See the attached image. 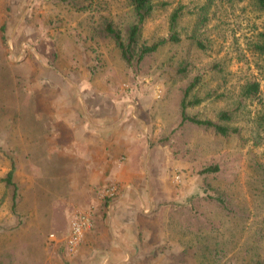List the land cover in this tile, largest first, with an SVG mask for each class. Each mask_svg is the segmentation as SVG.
I'll return each instance as SVG.
<instances>
[{"label": "rangeland", "instance_id": "obj_1", "mask_svg": "<svg viewBox=\"0 0 264 264\" xmlns=\"http://www.w3.org/2000/svg\"><path fill=\"white\" fill-rule=\"evenodd\" d=\"M153 5L158 9L143 24L138 45L172 33L179 41L126 65L103 30L109 23L125 42L134 22L126 0H0V264L36 262L50 246L49 235L60 225L65 230L66 223L35 215L49 204L57 217L59 202L37 172L54 167L53 153L42 158L37 145L39 136L66 137L61 119L76 99L111 104L127 99L148 106L145 118L168 156L167 183L190 189L172 204L171 215L202 233L205 260L198 264H264V56L252 49L264 31V15L249 0ZM176 8L181 14L169 32L168 16ZM194 76L201 81L192 92L202 104L187 113L214 122L225 111L230 120L219 125L236 134L220 137L178 125L181 91ZM251 82L258 85L256 94L240 96ZM164 162L162 155L150 157L151 182L158 181ZM209 165L218 171L202 175ZM12 166L14 206L2 182ZM195 187L199 201L189 200ZM214 190L223 204L204 197ZM189 250L201 259L195 245Z\"/></svg>", "mask_w": 264, "mask_h": 264}, {"label": "crops", "instance_id": "obj_2", "mask_svg": "<svg viewBox=\"0 0 264 264\" xmlns=\"http://www.w3.org/2000/svg\"><path fill=\"white\" fill-rule=\"evenodd\" d=\"M101 102H69L68 116L61 119L66 137H38L40 156H54V167L37 172L43 187L55 192L59 218L49 204L35 215L66 227L63 231L60 225L56 239L28 264H179L186 226L178 217L173 221L171 209L189 189L167 183L168 156L159 145L160 135L151 133L147 105L127 99ZM161 155L164 167L158 181L151 182L150 157ZM111 181L118 183L117 195L100 198L99 189ZM74 209H87L92 223L78 248L68 254L65 238Z\"/></svg>", "mask_w": 264, "mask_h": 264}, {"label": "trees", "instance_id": "obj_3", "mask_svg": "<svg viewBox=\"0 0 264 264\" xmlns=\"http://www.w3.org/2000/svg\"><path fill=\"white\" fill-rule=\"evenodd\" d=\"M129 4L130 11L133 15V25L129 29L128 33L125 37V42L123 43L119 34L114 32L111 25L109 23L104 24V32L114 39V45L116 46L118 50V55L120 56V59L128 65L132 61H135V64H140L144 57L154 54L159 48L164 47L167 43H177L179 41L176 34H170L167 39L165 38H159L158 40L154 41L151 44L148 45H138V40L140 38L141 28L143 24L149 20L152 17V14L158 7L153 5L154 1L157 0H126ZM257 10L263 13L264 15V0H249ZM160 4V3H159ZM165 2H161L159 6H165ZM181 14L180 8L174 9L168 16V31L172 32L174 25L176 24L177 19L179 18ZM4 27V26H3ZM0 28V32H4V28ZM197 45L199 46V43L197 42ZM252 49L253 51L257 52L259 55L264 56V31L259 32L256 35V39L252 43ZM89 59V57H88ZM200 78L198 76H194L191 78V80L186 84V86L181 91V98L179 100V124H187L191 125L193 127H196L201 132H207L212 135L217 136H226L228 134H236L237 131L235 128H227L224 125H219L221 122H228L230 120V117L228 113L225 111H221L217 115L216 121L212 122L209 120H198L196 115H190L187 113L188 108H194L198 107L202 104V101L198 99L192 91H194L197 87L200 85ZM258 89V85L255 82H251L245 85V87L242 89L240 96L243 97H252L256 94ZM262 123L264 124V117H261ZM218 171V167L216 165H209L205 168H203L200 173L202 175H214ZM14 178V168L13 166L4 174L2 177V182L4 185L11 190V206H14L17 196V185ZM205 178V176L203 177ZM211 184L206 183V190L211 189ZM197 188L193 191L189 196H192L189 200L193 199L196 201H199L200 196L197 192ZM190 191V189L188 190ZM215 194L213 196H205V198L214 200L216 202H219L218 204H223V200L221 198V195L219 192H216L214 190ZM206 193V192H204ZM116 196V195H115ZM195 196V197H194ZM199 197V198H197ZM109 199L110 197H105ZM173 217V221L176 217L171 215ZM184 223V221H181ZM185 224V223H184ZM187 226V224H185ZM185 229V230H184ZM187 233V239H184L183 241V249L181 253V258L179 261V264H193V257L195 264L203 263L204 259V253L202 249V233L196 234L195 232H191L188 228L184 227L182 228ZM184 232V233H185ZM191 245H195L197 251L199 252V256L201 259L197 258V255L194 256L193 253L189 250V247ZM187 250V251H186ZM197 253V252H196ZM187 254V255H186Z\"/></svg>", "mask_w": 264, "mask_h": 264}, {"label": "built area", "instance_id": "obj_4", "mask_svg": "<svg viewBox=\"0 0 264 264\" xmlns=\"http://www.w3.org/2000/svg\"><path fill=\"white\" fill-rule=\"evenodd\" d=\"M117 191L118 183H116V181H111L109 184L99 189L98 196H100V198H112L117 195ZM91 223L92 217L87 209H74L71 212L69 229L65 238L68 254L74 252L78 248L85 232L90 228ZM48 239L49 241H54L56 237L54 234H50Z\"/></svg>", "mask_w": 264, "mask_h": 264}]
</instances>
